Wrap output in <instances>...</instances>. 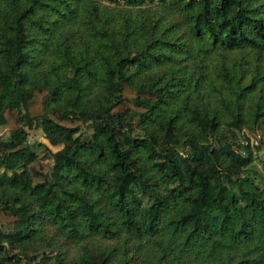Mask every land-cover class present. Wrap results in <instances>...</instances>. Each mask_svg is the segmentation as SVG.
Segmentation results:
<instances>
[{"label": "trees", "instance_id": "16d2710c", "mask_svg": "<svg viewBox=\"0 0 264 264\" xmlns=\"http://www.w3.org/2000/svg\"><path fill=\"white\" fill-rule=\"evenodd\" d=\"M0 126V264H264V0H0Z\"/></svg>", "mask_w": 264, "mask_h": 264}, {"label": "rangeland", "instance_id": "374dc122", "mask_svg": "<svg viewBox=\"0 0 264 264\" xmlns=\"http://www.w3.org/2000/svg\"><path fill=\"white\" fill-rule=\"evenodd\" d=\"M0 133L5 138H7L9 136V130L7 127L0 126ZM29 135H30L29 139L32 143L42 142L44 145L48 146L53 151H57L58 149H60V146H57L53 142V140L51 139V136L49 135L48 130L45 127L43 129L41 127L40 128H34L30 131ZM263 136H264L263 134L258 133L257 135H253L251 137L252 148L255 151V154L257 156L256 161L254 162V164L252 165L251 168L256 171L255 176L257 178V181L260 184H264V171H263L262 163H261V161L264 160V143L263 144L260 143V149H259L258 148L259 143H257V140H259ZM43 146L38 147L36 149L38 156H39V159H40L39 162L37 163V167L39 169H42V170L46 168L47 164L50 161V159H48L49 153L46 152V150ZM9 220H10L9 217H7L5 215L1 216L2 222H7Z\"/></svg>", "mask_w": 264, "mask_h": 264}]
</instances>
